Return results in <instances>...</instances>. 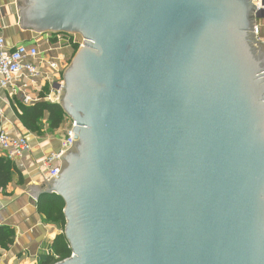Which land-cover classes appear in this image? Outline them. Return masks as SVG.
Listing matches in <instances>:
<instances>
[{
  "label": "water",
  "instance_id": "obj_1",
  "mask_svg": "<svg viewBox=\"0 0 264 264\" xmlns=\"http://www.w3.org/2000/svg\"><path fill=\"white\" fill-rule=\"evenodd\" d=\"M19 24L80 34L58 104L74 143L45 194L54 264H264V46L254 0H18Z\"/></svg>",
  "mask_w": 264,
  "mask_h": 264
},
{
  "label": "crops",
  "instance_id": "obj_2",
  "mask_svg": "<svg viewBox=\"0 0 264 264\" xmlns=\"http://www.w3.org/2000/svg\"><path fill=\"white\" fill-rule=\"evenodd\" d=\"M0 32L8 46L36 44L40 59H63L64 69L74 52L67 40H58L50 33L23 30L19 24L18 0H0ZM55 78L63 81L62 74ZM20 99L0 87V128L12 135L25 136L31 144L30 152L11 159L15 168L7 184L0 188V226L14 231L13 242L0 247V264H44L50 257L58 259L54 245L63 228L39 212L38 200L30 192L32 187L43 190L47 180L42 175V161L61 149L71 120L66 116L58 128L51 129L48 113H45L40 123L41 132H33L24 126L15 110V106L22 103ZM0 158L8 159L3 149H0Z\"/></svg>",
  "mask_w": 264,
  "mask_h": 264
},
{
  "label": "built area",
  "instance_id": "obj_3",
  "mask_svg": "<svg viewBox=\"0 0 264 264\" xmlns=\"http://www.w3.org/2000/svg\"><path fill=\"white\" fill-rule=\"evenodd\" d=\"M254 4L257 10H264V0H254ZM254 33L256 41L259 44H264V18L256 17ZM53 34L58 37L60 35L67 37L69 44V40H71L72 44L82 46L83 38L76 39L75 34L50 33V35ZM58 40H61V38ZM61 60L63 59H40V51L36 44L21 43L12 47L8 46L4 35L0 32V87L12 96H20L21 102L25 105H31L39 101L59 102V86L63 81L59 82V79L57 80L55 77L58 76L59 78L63 73L64 68ZM74 125L75 122L71 120L70 128L67 130L61 149L48 154L42 161V175L45 180L48 181L60 173L61 157L63 153L72 147L75 141L72 132ZM0 149H3L8 159L11 160L30 152L31 144L25 136L12 135L0 128Z\"/></svg>",
  "mask_w": 264,
  "mask_h": 264
},
{
  "label": "trees",
  "instance_id": "obj_4",
  "mask_svg": "<svg viewBox=\"0 0 264 264\" xmlns=\"http://www.w3.org/2000/svg\"><path fill=\"white\" fill-rule=\"evenodd\" d=\"M15 110L24 126L33 131L41 132V120L45 113H48V124L51 129L58 128L66 117L63 108L58 103L39 101L31 105L18 103ZM14 165L9 159L0 158V188L5 186L10 179ZM39 212L51 222H57L65 226V217L63 213L64 201L62 198L45 194L38 200ZM14 231L8 227L0 226V247L5 248L13 242ZM54 252L58 259L50 257L44 264H54L71 256L72 250L67 242L64 233L56 238Z\"/></svg>",
  "mask_w": 264,
  "mask_h": 264
},
{
  "label": "rangeland",
  "instance_id": "obj_5",
  "mask_svg": "<svg viewBox=\"0 0 264 264\" xmlns=\"http://www.w3.org/2000/svg\"><path fill=\"white\" fill-rule=\"evenodd\" d=\"M76 35V39H81V35L80 34H75ZM53 36L56 37V39H64V40H67L68 38L67 37H64L63 35H60L59 37L54 35ZM73 40V39H72ZM70 44H71V48L73 49V54H72V57L74 56V54L76 53V51L80 48V46L78 44H72L71 40H69ZM72 59V58H71ZM70 59V61H71ZM69 61V63H70Z\"/></svg>",
  "mask_w": 264,
  "mask_h": 264
}]
</instances>
